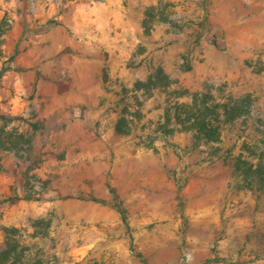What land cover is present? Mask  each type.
I'll use <instances>...</instances> for the list:
<instances>
[{"label": "rangeland", "instance_id": "rangeland-1", "mask_svg": "<svg viewBox=\"0 0 264 264\" xmlns=\"http://www.w3.org/2000/svg\"><path fill=\"white\" fill-rule=\"evenodd\" d=\"M0 130L22 264H264V0H0Z\"/></svg>", "mask_w": 264, "mask_h": 264}, {"label": "trees", "instance_id": "trees-1", "mask_svg": "<svg viewBox=\"0 0 264 264\" xmlns=\"http://www.w3.org/2000/svg\"><path fill=\"white\" fill-rule=\"evenodd\" d=\"M161 73L160 70L157 78H160ZM151 79L152 77H149V80ZM202 95L203 93L197 92L190 103L177 104L172 114L167 112L166 126L172 122L174 126L181 125L183 130H190L206 141H219L221 126L244 114L242 107L245 100L249 99V95L243 98H230L227 102L216 105H210ZM171 131L173 129L167 132ZM2 132L0 130V146H4L5 141L10 140L9 138L4 139ZM4 231L6 241L5 247L0 251V264H22L18 252L21 245L11 234L12 231H16V228L4 227Z\"/></svg>", "mask_w": 264, "mask_h": 264}, {"label": "crops", "instance_id": "crops-1", "mask_svg": "<svg viewBox=\"0 0 264 264\" xmlns=\"http://www.w3.org/2000/svg\"><path fill=\"white\" fill-rule=\"evenodd\" d=\"M53 12L52 11V7L50 6V8H49V12ZM20 29H25V26H24V24H22L21 25V23H18V22H15V24L13 25V27H11V31L9 32V34H8V37H7V41H5V43H4V47H8L9 48V50H10V48L12 49L13 47H15V44L17 43V41H18V37H19V35L20 34H18V35H16L17 33L15 32V37H13L11 34H12V31L13 30H16V31H18V30H20ZM57 30L58 28H53V29H51L50 31H49V34H50V32H52L53 30ZM52 36V35H51ZM55 35L54 36H52V39L53 40H55Z\"/></svg>", "mask_w": 264, "mask_h": 264}]
</instances>
